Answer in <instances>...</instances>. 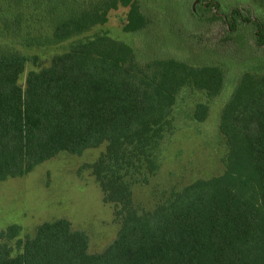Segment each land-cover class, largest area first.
I'll list each match as a JSON object with an SVG mask.
<instances>
[{
  "label": "trees",
  "instance_id": "trees-1",
  "mask_svg": "<svg viewBox=\"0 0 264 264\" xmlns=\"http://www.w3.org/2000/svg\"><path fill=\"white\" fill-rule=\"evenodd\" d=\"M159 1L151 9L165 13L169 2ZM175 1L180 5L181 0ZM256 2L264 5V0ZM6 3L9 30L23 46L70 42L46 65L28 71L23 83L28 56L15 48L0 50V181L22 176L60 152L80 155L105 144L85 167L103 201L113 205L119 228L100 251L91 252L88 234L67 217L44 220L23 237L21 227L10 224L0 230V264H264V60L256 59L264 58L263 17L249 6L244 12L238 2L225 11L212 8V0H194L189 11L193 23L220 18L224 32L218 39L231 41L227 52L207 48L205 53L216 58L197 64L184 58L191 42L174 31L185 50L167 51L183 58L146 57V39L149 48L159 47L153 45L161 35L155 30L139 48L107 33L77 37L106 22L118 5L128 6L124 29L141 31L150 21L136 0ZM234 45L242 53L239 60L246 61L219 113L226 145L223 171L138 211L126 175L155 171V139L183 88L203 91L207 101L222 91L226 71L221 56L226 63L238 58ZM207 101L194 107L198 121L208 115Z\"/></svg>",
  "mask_w": 264,
  "mask_h": 264
},
{
  "label": "rangeland",
  "instance_id": "rangeland-1",
  "mask_svg": "<svg viewBox=\"0 0 264 264\" xmlns=\"http://www.w3.org/2000/svg\"><path fill=\"white\" fill-rule=\"evenodd\" d=\"M212 1V8L214 6L225 11L238 2L237 4H242L240 6L244 12H247L245 6L252 7L256 15L264 19V5L257 3V0ZM136 2L150 21L141 31L131 33L124 29L128 6L118 5L109 11L106 22L93 26L77 37L107 33L112 38L139 48L141 41L155 30L161 35L154 39L153 45L159 47L149 48L151 40L148 38L142 46L147 48L143 54L146 57L165 55L183 58L167 51V47H173L175 52L177 50L180 53L185 50L179 36L172 32L174 31L191 42L192 50L187 51L188 57L184 58L197 64L216 58L215 54L205 53L207 48L221 52L230 49L231 41L218 39L224 32V29L219 30L223 24L220 18L204 19L206 23L201 25L199 21L198 25L193 23L189 11L194 0H181L180 5L178 1L168 0L165 13L151 9L155 8L154 0ZM162 2L157 0V3ZM9 17L6 0H0V50L15 48L28 56L25 71L20 77V83H23L28 71L40 69L52 55L65 51L70 40L55 45L25 47L9 30ZM232 48L235 51L233 54L238 58L232 56L234 60L226 63L227 57L221 56L225 60L226 71L222 91L207 101L203 91L183 88L177 95L169 122L155 139V171L144 176L134 172L126 175L138 211L152 209L164 202L172 192L179 191L198 178L210 177L223 171L222 158L226 145L218 129L219 113L234 90L242 70L241 63L246 61L239 60L242 53L236 45ZM256 59L264 60L262 56H256ZM203 101L208 102L209 112L204 120L198 121L193 116V110L196 103ZM104 149L105 144H102L88 148L80 155L60 152L22 176L0 181V230L10 224H18L21 227L20 237H23L44 220L67 217L74 228L83 229L88 234L89 250L100 251L115 237L119 223L114 217L113 205L103 201L98 182L85 165L96 161Z\"/></svg>",
  "mask_w": 264,
  "mask_h": 264
}]
</instances>
